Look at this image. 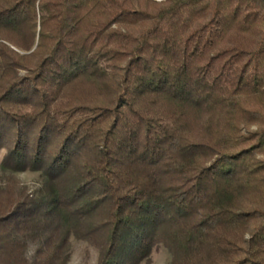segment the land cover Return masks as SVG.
Wrapping results in <instances>:
<instances>
[{
    "label": "trees",
    "instance_id": "trees-1",
    "mask_svg": "<svg viewBox=\"0 0 264 264\" xmlns=\"http://www.w3.org/2000/svg\"><path fill=\"white\" fill-rule=\"evenodd\" d=\"M1 151L0 264H264V0H0Z\"/></svg>",
    "mask_w": 264,
    "mask_h": 264
},
{
    "label": "rangeland",
    "instance_id": "rangeland-1",
    "mask_svg": "<svg viewBox=\"0 0 264 264\" xmlns=\"http://www.w3.org/2000/svg\"><path fill=\"white\" fill-rule=\"evenodd\" d=\"M4 151L0 152V162ZM21 186H26L30 192H35L40 188L41 182L39 173L25 171L14 175ZM2 182L0 181V186ZM99 257L98 249L85 240L72 238L71 257L68 264H97ZM141 264H171V254L169 250L160 245L155 248L150 257Z\"/></svg>",
    "mask_w": 264,
    "mask_h": 264
}]
</instances>
